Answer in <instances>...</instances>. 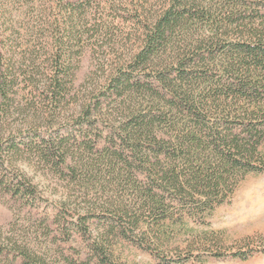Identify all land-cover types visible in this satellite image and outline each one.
I'll use <instances>...</instances> for the list:
<instances>
[{
  "label": "trees",
  "instance_id": "16d2710c",
  "mask_svg": "<svg viewBox=\"0 0 264 264\" xmlns=\"http://www.w3.org/2000/svg\"><path fill=\"white\" fill-rule=\"evenodd\" d=\"M15 40L28 45L19 58ZM0 43V194L37 208L26 162L106 189L59 224L88 251L69 264H120L119 234L167 263L232 251L213 216L264 172V0H0ZM87 51L106 79L71 94ZM66 109L76 126L61 133Z\"/></svg>",
  "mask_w": 264,
  "mask_h": 264
},
{
  "label": "rangeland",
  "instance_id": "374dc122",
  "mask_svg": "<svg viewBox=\"0 0 264 264\" xmlns=\"http://www.w3.org/2000/svg\"><path fill=\"white\" fill-rule=\"evenodd\" d=\"M132 43L129 41L124 43L129 51L132 50ZM3 48V44L0 43V50ZM6 48L16 52V58H19L27 51L28 45L22 40H15L6 45ZM97 55L91 51L84 54L74 78L75 86L71 94L80 91V95L92 96L95 93L93 89H99L101 82L105 81ZM24 92L18 91L19 94L16 95L21 104L31 97ZM40 96V99H46L45 94L40 93ZM66 112L65 116H70L61 120V133L72 128L73 124L76 126L73 123L72 111ZM106 131L107 128L101 125L99 129L94 128L93 134L101 140L99 134ZM23 167L39 184L43 199L37 202V208H32L19 200L0 194V264H24L17 251L16 242L30 246L32 253L36 254L35 260H44L42 264H69L70 261L85 258L88 254L85 243L72 230L62 233L59 224L70 220L76 212H83L90 202L96 201L84 199V194L100 195L106 191L105 186L96 182L91 173L87 177H78L76 183L71 184L68 177L63 179L50 172L45 173L29 162ZM68 191H71L70 195ZM73 194L74 197L78 196V199L66 200L67 205L64 209L66 211L59 209L58 202ZM213 228L218 232L222 245L232 250L219 258H210L205 263H200L196 259L167 263L130 241L121 240L119 234L121 243L118 250L122 258L120 264H264V249H257L264 246V172L249 174L241 182L230 203L220 206L215 211ZM245 244H251L254 252L249 253L247 259L234 256L232 252L241 249Z\"/></svg>",
  "mask_w": 264,
  "mask_h": 264
}]
</instances>
